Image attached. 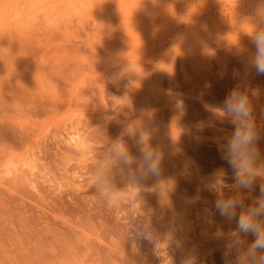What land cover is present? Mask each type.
<instances>
[{"label":"rangeland","instance_id":"obj_1","mask_svg":"<svg viewBox=\"0 0 264 264\" xmlns=\"http://www.w3.org/2000/svg\"><path fill=\"white\" fill-rule=\"evenodd\" d=\"M261 10L264 0H0V264H223L214 234L235 224L213 205L235 195L218 150L232 127L215 110L241 82ZM244 83L264 129V75ZM141 134L164 154L160 174L99 192L98 155L123 136L138 156Z\"/></svg>","mask_w":264,"mask_h":264},{"label":"clouds","instance_id":"obj_2","mask_svg":"<svg viewBox=\"0 0 264 264\" xmlns=\"http://www.w3.org/2000/svg\"><path fill=\"white\" fill-rule=\"evenodd\" d=\"M259 16L260 26H252V31L247 33L254 51L244 61L241 82L215 110L216 115L232 127L218 141V150L232 170L231 189L235 195L217 198L213 205L215 213L223 220L235 224L228 232L218 229L214 234L224 242L223 264H264V152L259 147L264 129L257 122L253 99L244 83L252 72L264 75V10ZM233 75L234 78L241 76L238 72ZM260 118L264 119V110ZM126 134L134 135L131 130ZM137 143L138 156L133 155L123 136L117 137L98 155L93 180L99 192L117 190L119 182L136 186L138 179L160 174L164 154L159 147L153 146L150 137L145 139L144 134ZM223 176V170L217 173V178L208 185L210 190L219 191ZM182 264H198L197 257L189 255Z\"/></svg>","mask_w":264,"mask_h":264},{"label":"bare ground","instance_id":"obj_3","mask_svg":"<svg viewBox=\"0 0 264 264\" xmlns=\"http://www.w3.org/2000/svg\"><path fill=\"white\" fill-rule=\"evenodd\" d=\"M168 31V30H167ZM53 70V72L55 73V70L51 67L50 68V70ZM49 70V71H50ZM49 71H48V73H49ZM52 73V72H51ZM50 74V73H49ZM48 74V75H49ZM52 76V75H51ZM11 88V87H10ZM27 91H29L28 89H27ZM31 92V91H30ZM33 96V95H32ZM53 101V100H52ZM55 101V100H54ZM56 102V101H55ZM56 104V103H55ZM53 105V104H52ZM176 104H173L172 105V108H175V107H177V108H180L181 107V104H177V106H175ZM55 106V105H54ZM69 141H74V143L75 144H77V145H81V144H83V142H82V139L80 138V136L77 134V132H74V133H72L71 134V136H70V138H69ZM32 167V166H31Z\"/></svg>","mask_w":264,"mask_h":264}]
</instances>
